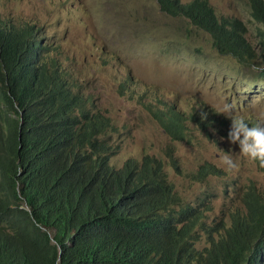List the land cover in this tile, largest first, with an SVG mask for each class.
Masks as SVG:
<instances>
[{"label": "trees", "instance_id": "trees-1", "mask_svg": "<svg viewBox=\"0 0 264 264\" xmlns=\"http://www.w3.org/2000/svg\"><path fill=\"white\" fill-rule=\"evenodd\" d=\"M157 1L206 32L219 54L253 55L242 21L207 0ZM248 6L264 49V0ZM45 47L31 25L0 19V264H264V195L250 188L208 222V207L182 202L154 160L111 165L108 117ZM132 87L171 139L187 138L190 123L227 124L198 98L186 112L152 85ZM205 173L214 169L203 165L195 178Z\"/></svg>", "mask_w": 264, "mask_h": 264}, {"label": "rangeland", "instance_id": "rangeland-1", "mask_svg": "<svg viewBox=\"0 0 264 264\" xmlns=\"http://www.w3.org/2000/svg\"><path fill=\"white\" fill-rule=\"evenodd\" d=\"M207 2L246 26L254 49L250 60L219 54L206 32L181 15L163 12L157 0H0V19L31 25L50 56L62 54L61 66L110 121L111 165L120 168L130 158L154 160L182 202L208 207L204 220L211 222L240 205L250 188L264 195V168L229 142L232 121L219 114L228 103L233 116L249 126L264 115V49L254 34L258 23L248 0ZM135 81L156 87L157 97L186 112L192 97L198 98L227 124L199 129L190 123L187 138L171 139L145 108L149 98L133 95ZM220 151L234 156L238 171L223 167ZM203 165L214 173L198 180L194 173Z\"/></svg>", "mask_w": 264, "mask_h": 264}, {"label": "clouds", "instance_id": "clouds-1", "mask_svg": "<svg viewBox=\"0 0 264 264\" xmlns=\"http://www.w3.org/2000/svg\"><path fill=\"white\" fill-rule=\"evenodd\" d=\"M219 114H223L232 121L230 131L228 132V140L232 144H238L240 154H243L253 164H258L260 168H264V115L258 118L255 126H249L243 117L235 118L233 116V108L230 104L224 103L219 109ZM220 157L223 167L229 172H236L239 164L234 156L223 151Z\"/></svg>", "mask_w": 264, "mask_h": 264}]
</instances>
